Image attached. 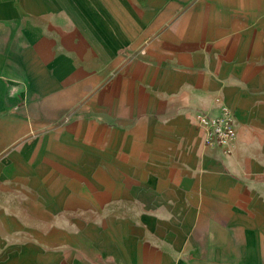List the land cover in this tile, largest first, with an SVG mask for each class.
Returning <instances> with one entry per match:
<instances>
[{
    "label": "crops",
    "instance_id": "obj_1",
    "mask_svg": "<svg viewBox=\"0 0 264 264\" xmlns=\"http://www.w3.org/2000/svg\"><path fill=\"white\" fill-rule=\"evenodd\" d=\"M0 264H264V0H0Z\"/></svg>",
    "mask_w": 264,
    "mask_h": 264
},
{
    "label": "built area",
    "instance_id": "obj_2",
    "mask_svg": "<svg viewBox=\"0 0 264 264\" xmlns=\"http://www.w3.org/2000/svg\"><path fill=\"white\" fill-rule=\"evenodd\" d=\"M197 120L206 134V143L224 147L228 151V145L236 136L232 112L227 107H222L221 113L217 116L200 112L197 115Z\"/></svg>",
    "mask_w": 264,
    "mask_h": 264
}]
</instances>
